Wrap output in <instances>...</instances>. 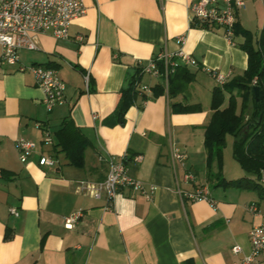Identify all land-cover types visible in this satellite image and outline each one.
I'll return each mask as SVG.
<instances>
[{"label": "crops", "instance_id": "0c3cea01", "mask_svg": "<svg viewBox=\"0 0 264 264\" xmlns=\"http://www.w3.org/2000/svg\"><path fill=\"white\" fill-rule=\"evenodd\" d=\"M190 1L83 0L85 12L71 22L67 38L38 33L37 49L21 50L13 65L0 64V264H241L250 250V227L264 224V199L251 188L207 179L203 136L211 91L218 85L208 70L228 81L246 69L247 53L238 45L240 34L228 39L220 27L190 26ZM245 1L237 24L257 35L264 26V0ZM179 50L197 62L185 65L175 58L194 75L184 91L173 98L137 95L124 123H116L120 88L131 77L150 88L161 82L162 76L140 66L159 53ZM29 65L56 69L64 84L62 104L46 110L32 72L20 70ZM203 92L208 102H201ZM173 103L200 110L173 111ZM65 117L90 141L81 167L68 164L52 145H41L42 129L35 124L47 127L53 141ZM18 137L37 145L26 162L15 148ZM172 148L186 153L183 166H173ZM41 153L52 155L56 164L39 165ZM136 155L141 160H134ZM109 156L124 157L129 176L155 185L152 198L122 188L106 207L105 198L77 190L79 180L105 178ZM237 165L223 158L222 177H245ZM187 172L192 180L185 179ZM200 185L214 206L183 199L177 191ZM251 204L254 211L248 210ZM78 210L81 216L65 227L64 218ZM6 231L11 232L7 240ZM233 245L240 252L233 253ZM257 264H264V252Z\"/></svg>", "mask_w": 264, "mask_h": 264}, {"label": "built area", "instance_id": "2783aa9c", "mask_svg": "<svg viewBox=\"0 0 264 264\" xmlns=\"http://www.w3.org/2000/svg\"><path fill=\"white\" fill-rule=\"evenodd\" d=\"M244 4V0H191L187 6L188 21L190 26L213 28L220 27L224 35L230 39L234 33V26L237 23V10ZM85 12L83 0H0V64L13 65L19 59V52L23 49H37L36 35L38 33H50L56 38L65 39L68 37V30L71 22L82 16ZM80 40L81 37L78 36ZM182 38H178L180 41ZM180 59L185 65L197 66L194 58L179 50L176 53L162 52L151 58L147 64L140 66V71L152 76H162L166 83L167 76L172 73L180 64ZM162 63L161 73L157 65ZM29 69L38 87L43 91L42 102L46 110L50 111L54 106L64 102V84L57 75L55 68L43 65L20 66V70ZM214 77L218 85H222L226 80L225 76L215 70H208ZM255 83V78L252 84ZM134 89L138 93L150 94L148 85L141 84L135 80ZM42 129L41 145L51 146L53 144L51 131L47 127L35 124ZM37 145L23 137L15 140V148L21 162H26L29 156L36 150ZM171 160L173 166L176 163L183 166L186 153L178 148H172ZM134 160H141V155L133 157ZM56 159L49 154L41 153L38 157V164L44 166H54ZM108 169L102 181L79 180L77 190L89 193L95 198H105L106 207L112 205L113 199L122 188H128L133 192L143 195L146 199H151L156 186L145 184L139 179L128 175L124 157L115 159L111 156L107 158ZM0 170V176H1ZM185 179L192 180L191 173L184 175ZM260 184H264V170L261 171L258 179ZM181 198L190 201L205 200L211 206L215 201L209 196L205 185H200L192 191L177 189ZM249 211H254L253 204L248 206ZM9 211L18 215L15 208ZM81 216L78 210L64 218V226L71 228L74 222ZM250 250L241 259V264H257L258 258L264 252V224L252 225L248 231ZM233 253L240 252L238 245L231 247Z\"/></svg>", "mask_w": 264, "mask_h": 264}, {"label": "trees", "instance_id": "16d2710c", "mask_svg": "<svg viewBox=\"0 0 264 264\" xmlns=\"http://www.w3.org/2000/svg\"><path fill=\"white\" fill-rule=\"evenodd\" d=\"M234 34L242 36V41L238 45L247 53V66L242 74L232 77L222 85H216L211 91L209 108L212 112L204 126L203 136L206 175L209 181H216V185L251 188L259 198L264 199V184L258 182L261 171L264 170V26L257 35H253L248 30H240L236 23ZM157 65L162 73L164 71L162 63L158 62ZM193 78V73L178 66L168 74L166 83L162 80L153 85L150 88L151 93L146 95L139 94L134 89L136 79L131 77L119 90L114 109V114L117 116L116 123H124V114L136 101L137 95L142 100L162 94L173 98L182 93ZM253 78H255L254 84H252ZM253 85L259 86L263 94L258 110L253 106L251 95ZM235 95L241 97L239 111H237ZM225 99L227 103L223 106ZM171 110L190 112L200 110V106L173 103ZM226 135H231L233 138L232 157L245 173V177L233 180L222 177V148ZM89 145L90 141L70 117H65L61 126L53 133V150L62 152L68 164L75 167L83 165L84 152ZM10 237L11 232L6 231L3 238L7 240Z\"/></svg>", "mask_w": 264, "mask_h": 264}, {"label": "rangeland", "instance_id": "374dc122", "mask_svg": "<svg viewBox=\"0 0 264 264\" xmlns=\"http://www.w3.org/2000/svg\"><path fill=\"white\" fill-rule=\"evenodd\" d=\"M248 1L246 0L245 1V3H247ZM239 10V9H238ZM237 10V11H238ZM204 94H202L201 95V102H208V99H209V97H207L206 96V94H205V92H203ZM207 97V98H206ZM239 96H237V95H235V99H236V102L238 103V101H240L241 102V97H239ZM251 107V106H250ZM229 138H230V135H226V137H225V144H224V146H223V148H222V161H223V158H225L227 161H228V164L229 163H231V162H233L234 164H236L237 165V163H236V161H235V159L232 157V147H231V143H230V141H228L229 140ZM229 142V144H228V142ZM227 142V143H226ZM238 166V165H237Z\"/></svg>", "mask_w": 264, "mask_h": 264}, {"label": "water", "instance_id": "95a60500", "mask_svg": "<svg viewBox=\"0 0 264 264\" xmlns=\"http://www.w3.org/2000/svg\"><path fill=\"white\" fill-rule=\"evenodd\" d=\"M251 95L253 100V106L256 110L260 108V102L262 100L263 94L259 86L253 85L251 87Z\"/></svg>", "mask_w": 264, "mask_h": 264}]
</instances>
